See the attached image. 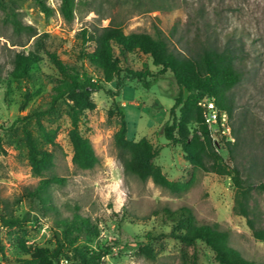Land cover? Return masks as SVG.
<instances>
[{"label": "rangeland", "instance_id": "1", "mask_svg": "<svg viewBox=\"0 0 264 264\" xmlns=\"http://www.w3.org/2000/svg\"><path fill=\"white\" fill-rule=\"evenodd\" d=\"M63 1L0 0V264H16L23 258L20 240L50 250L61 242L58 264H67L65 256L76 246L101 253L100 264H182L183 246L170 235L172 224L165 216L166 209L182 207L192 209L199 223L228 230L230 245L245 259L264 263V242L254 237L245 218L233 212L231 179L193 170L181 148L164 137L163 127L172 123L170 109L180 91L170 71L149 90L138 81L123 79L124 87L116 98L103 90L93 94L96 109L83 113L80 131L92 142L100 162L92 170H80L72 161L68 107L63 102L51 103L54 87L63 76L47 56L54 53L93 74L88 60L81 56L92 52L95 45L83 44L82 30L113 25L127 34L162 32L171 50L185 53L204 41L207 30L218 29L230 36L235 32L232 38L242 46L239 67L245 77L230 94L235 102L231 126L234 142L238 136L240 141L229 154L225 140L218 136L214 140L225 162L239 168L254 184L250 219L264 231V192L258 187L264 182V0H69L71 20L61 11ZM13 14L24 27L20 31L12 22ZM18 52H34L40 57L29 78L10 75ZM122 66L152 74L160 70L139 51L128 55ZM95 79L105 89L116 88V81L107 84L100 77ZM118 107L127 121V138H147L158 150L155 163L170 180L189 182L187 191L173 194L150 180L142 182L125 173L123 154L113 141ZM38 113L44 114L37 117ZM39 121L57 131L56 148L44 143ZM27 132L40 148L55 154V167L44 178L62 179L42 194L45 201L28 195L36 193L43 178L32 174ZM75 215L89 219L97 235L83 233L76 242L65 243L61 222ZM1 218L19 224L7 227ZM147 244L153 259L142 250ZM194 251L199 264H217L203 243L189 249L190 254Z\"/></svg>", "mask_w": 264, "mask_h": 264}, {"label": "trees", "instance_id": "2", "mask_svg": "<svg viewBox=\"0 0 264 264\" xmlns=\"http://www.w3.org/2000/svg\"><path fill=\"white\" fill-rule=\"evenodd\" d=\"M61 11L67 20H71L72 5L69 0L63 1ZM12 17V22L18 31L24 28L14 14ZM27 29L31 31V36L37 34L33 27L29 26ZM81 35L84 45L89 43L95 45L92 52L81 56L88 60L93 74L84 67L79 68L62 61L54 53H47L48 58L63 76L54 87L51 103L55 106L63 102L68 107L71 120L69 140L73 148L72 161L75 167L80 170H92L100 162L92 142L80 131L83 113L96 109L93 94L103 90L111 98H116L124 87L123 79L138 81L149 90L159 77L170 71L180 91L170 109L172 123H166L163 127L165 139L181 148L185 160L193 170L231 179L235 191L234 214L245 218L254 237L264 242V231L258 229L250 219L249 197L254 184L244 178L239 168L231 167L225 162L218 151V145L210 135L205 124L203 109L199 105L204 98H214L216 104L229 113L230 119L233 117L235 102L230 94L245 77L244 70L239 67L242 61L240 57L242 46L233 42L232 38L236 33L230 36L218 29L207 30L204 41L196 48L189 49L187 53L171 50L162 32L156 35L143 32L127 34L121 27L109 25L92 31L82 30ZM44 36L47 37V34ZM135 51L148 56L153 66L160 68L157 74H152L150 71H133L129 67L122 66L128 55ZM39 61L40 57L34 52L16 53L10 71L11 77L29 78L32 67ZM94 76L100 77L107 84L116 81L115 90L105 89L98 84ZM1 77L0 67V79ZM185 89L188 91L187 99H185ZM113 105L116 107L117 102L113 101ZM117 111L118 129L113 141L115 147L123 154L125 173L132 174L142 182L150 180L156 186L173 194L187 191L190 188L189 182L170 180L162 167L155 163L158 150L147 138L139 141H131L127 138V121L119 107ZM42 114L44 113H38L36 116ZM38 127L44 143L56 148L57 131L48 130L40 121ZM239 141L238 136L236 142H226L225 149L229 154L239 146ZM25 142L32 174L43 178L36 193L28 192V195L38 196L45 201L47 197L42 194L47 193L52 184H59L62 181L56 176L44 178L55 167V154L53 151L40 148L30 132L26 133ZM258 187L264 192V182ZM165 216L172 224L170 235L183 246L182 264H199L197 252L194 251L192 254L189 252V249H195L199 242L213 252V259L217 264H264L245 259L230 245L228 230L222 229L218 224L199 223L192 209L188 207L174 211L166 209ZM1 221L7 227L19 224L18 220L12 218H1ZM61 223L65 243L76 242L83 233L97 235L96 227L89 219L80 215H75L71 220H63ZM62 247L63 244L60 242L56 249L50 250L29 246L25 240H20L18 249L23 258L18 259L16 264H58L61 261ZM142 250L149 258H154L149 244ZM101 259V253L87 246H76L70 255L65 256L67 264H100Z\"/></svg>", "mask_w": 264, "mask_h": 264}, {"label": "built area", "instance_id": "3", "mask_svg": "<svg viewBox=\"0 0 264 264\" xmlns=\"http://www.w3.org/2000/svg\"><path fill=\"white\" fill-rule=\"evenodd\" d=\"M199 105L203 109L205 124L215 142V137L233 143L235 141L229 113L216 104L214 98H204ZM216 143V142H215ZM217 144V143H216Z\"/></svg>", "mask_w": 264, "mask_h": 264}, {"label": "water", "instance_id": "4", "mask_svg": "<svg viewBox=\"0 0 264 264\" xmlns=\"http://www.w3.org/2000/svg\"><path fill=\"white\" fill-rule=\"evenodd\" d=\"M184 94H185V99H187V97H188V91H187V89L184 90Z\"/></svg>", "mask_w": 264, "mask_h": 264}]
</instances>
